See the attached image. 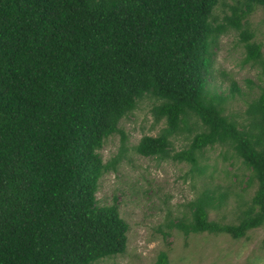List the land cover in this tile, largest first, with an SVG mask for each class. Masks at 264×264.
<instances>
[{"label": "trees", "instance_id": "trees-1", "mask_svg": "<svg viewBox=\"0 0 264 264\" xmlns=\"http://www.w3.org/2000/svg\"><path fill=\"white\" fill-rule=\"evenodd\" d=\"M223 3L0 0V264H95L124 253L129 225L116 203L99 205L96 196L122 150L105 161L99 150L116 132L126 138L120 120L143 99L164 125L142 135L135 152L185 161L192 178L206 179L211 164L201 155L219 146L256 185L249 201L237 200L236 222L209 218L231 193L228 182L203 187L172 225L184 235L241 238L264 223V55L246 21L264 0H237L219 21ZM229 30L262 84L212 85L214 47ZM244 94L240 120L226 104ZM183 133L188 144L174 150ZM154 264H168L167 254Z\"/></svg>", "mask_w": 264, "mask_h": 264}, {"label": "rangeland", "instance_id": "rangeland-1", "mask_svg": "<svg viewBox=\"0 0 264 264\" xmlns=\"http://www.w3.org/2000/svg\"><path fill=\"white\" fill-rule=\"evenodd\" d=\"M236 2L224 0L223 5L216 7L219 21L223 12L229 13V6ZM246 21L249 29L255 32L254 39L262 44L264 55V10L255 8ZM214 50L216 75L212 85L221 83L217 91L228 92L231 80L236 81L243 90L251 86L247 79L256 85L262 84L259 67L241 63L244 48L238 42L237 32L229 30L221 34ZM257 89L255 86L254 92ZM248 99L244 94L228 101L226 111L237 119H243L245 115L242 112ZM151 102L143 99L120 120L119 128L126 135L123 141L120 132H116L106 139L99 150L103 161L122 150L117 169L101 176L96 196L99 205L116 203L129 228L124 253L101 259L95 264H154L161 252L167 254L168 264H264V223L241 238H234L228 233L184 235L172 225L183 216L187 202L203 187L220 184L224 190L228 182L234 183L231 193L227 195L224 205L209 209V218L222 223L236 222L239 215L237 200L249 201L256 185L246 184V178L242 177L244 165L239 159H223L219 146L207 147L201 155L202 160L211 164L206 171V179L198 175L192 178L190 165L185 161L159 160L135 152L133 147L142 135H154L164 125L161 121L154 123L150 112ZM185 135L179 134L172 139L174 150L188 144L189 139ZM234 192H241L242 197L239 198Z\"/></svg>", "mask_w": 264, "mask_h": 264}]
</instances>
